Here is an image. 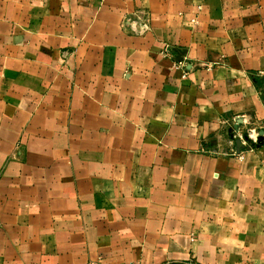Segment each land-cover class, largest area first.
<instances>
[{
    "label": "crops",
    "instance_id": "1",
    "mask_svg": "<svg viewBox=\"0 0 264 264\" xmlns=\"http://www.w3.org/2000/svg\"><path fill=\"white\" fill-rule=\"evenodd\" d=\"M260 71L264 0H0V264H264Z\"/></svg>",
    "mask_w": 264,
    "mask_h": 264
},
{
    "label": "built area",
    "instance_id": "2",
    "mask_svg": "<svg viewBox=\"0 0 264 264\" xmlns=\"http://www.w3.org/2000/svg\"><path fill=\"white\" fill-rule=\"evenodd\" d=\"M125 27H132L133 30L142 35L150 32L151 30V16L146 11H137L133 14V16L128 17L124 22ZM140 29V30H139ZM139 30V32H138ZM177 67H186L184 63H178ZM255 77L258 78L262 85L259 87V92L262 97H264V71H260L255 74ZM228 124V123H226ZM240 123H235L231 126L229 131H226L227 136L231 137V141L233 144H237L240 142V148H250L253 149L254 146H258L260 144L259 139L262 136L259 132L253 130L251 132H247L246 135H243V131L240 128ZM250 141L254 143V146L250 144ZM233 156H241L239 152L234 151Z\"/></svg>",
    "mask_w": 264,
    "mask_h": 264
},
{
    "label": "water",
    "instance_id": "3",
    "mask_svg": "<svg viewBox=\"0 0 264 264\" xmlns=\"http://www.w3.org/2000/svg\"><path fill=\"white\" fill-rule=\"evenodd\" d=\"M261 135H264V132H261ZM237 145L240 147V142H238Z\"/></svg>",
    "mask_w": 264,
    "mask_h": 264
}]
</instances>
